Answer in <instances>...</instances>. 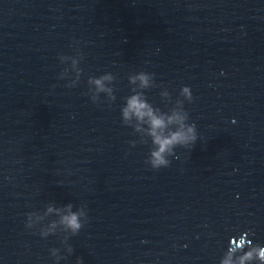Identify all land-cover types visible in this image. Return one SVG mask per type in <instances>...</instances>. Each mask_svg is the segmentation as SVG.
<instances>
[{
    "label": "water",
    "instance_id": "water-1",
    "mask_svg": "<svg viewBox=\"0 0 264 264\" xmlns=\"http://www.w3.org/2000/svg\"><path fill=\"white\" fill-rule=\"evenodd\" d=\"M102 74L115 99L94 104ZM182 86L198 139L152 170L120 109L139 94L170 114ZM82 206L70 236L59 219ZM260 247L264 0H0V264H264Z\"/></svg>",
    "mask_w": 264,
    "mask_h": 264
},
{
    "label": "clouds",
    "instance_id": "clouds-1",
    "mask_svg": "<svg viewBox=\"0 0 264 264\" xmlns=\"http://www.w3.org/2000/svg\"><path fill=\"white\" fill-rule=\"evenodd\" d=\"M64 59V55L59 56V60ZM63 79V76L60 75ZM154 74L145 71H139L137 77L141 88L148 89L151 87L150 81L153 79ZM77 78V82H78ZM105 80H113L114 78L108 74H102L98 77H89V82L96 86V94L89 96L90 100L95 104L99 100L100 94L104 92L111 93L110 99L114 100L113 88H107L104 84ZM135 82V80H133ZM76 83H68V87H74ZM87 95V93H85ZM179 95L183 99L176 101V107L170 109V114L160 112L159 109H154L146 99H141L139 94L125 97L126 106L121 107V123L127 127V121L132 117L139 122L135 128L132 129L133 133H140L141 138L137 140L129 141V144L135 146L136 143L149 144V151L145 159V164L152 170H158L160 168H166L170 165L169 157L175 156V149L191 148L195 145L198 139L197 129L194 123H188L189 114L184 108V103L187 101L191 103L192 94L188 86H182L179 90ZM147 137V139H144ZM72 207L71 204L68 206ZM49 213L54 209L49 207L47 209ZM55 211L59 212V209ZM36 216L37 219L42 217L36 214V211L26 213L25 228L32 229V218ZM88 218L86 215V208L82 206L77 211H70L66 215H62L59 219V224L63 226L66 232L70 233V236H75L87 223ZM57 227V222H50V226L47 229H41L38 233L41 238H47L49 235H55L54 229ZM69 236L60 240L61 245H67L66 253L71 255L73 248L67 244ZM50 255L54 258V264H58L61 259H65V256L60 255L58 248L49 249ZM256 257L264 262V247H260L255 250ZM253 257V252L246 253L240 259V264H244L245 260H250ZM76 264H82V260L77 258ZM224 264H228L225 261Z\"/></svg>",
    "mask_w": 264,
    "mask_h": 264
}]
</instances>
